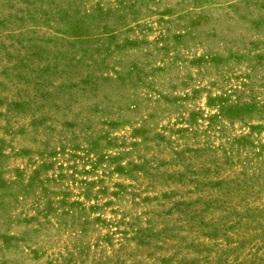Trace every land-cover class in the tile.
<instances>
[{"label":"rangeland","instance_id":"1","mask_svg":"<svg viewBox=\"0 0 264 264\" xmlns=\"http://www.w3.org/2000/svg\"><path fill=\"white\" fill-rule=\"evenodd\" d=\"M0 264H264V0H0Z\"/></svg>","mask_w":264,"mask_h":264}]
</instances>
